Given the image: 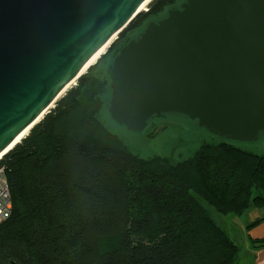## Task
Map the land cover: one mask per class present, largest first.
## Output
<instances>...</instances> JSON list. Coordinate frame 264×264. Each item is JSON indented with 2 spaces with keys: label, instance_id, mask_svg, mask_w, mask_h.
Returning <instances> with one entry per match:
<instances>
[{
  "label": "trees",
  "instance_id": "1",
  "mask_svg": "<svg viewBox=\"0 0 264 264\" xmlns=\"http://www.w3.org/2000/svg\"><path fill=\"white\" fill-rule=\"evenodd\" d=\"M175 3L157 0L119 38ZM94 82L82 75L0 160L13 204L0 264H238L212 211L264 209V155L223 139L179 162L139 157L96 116L105 90Z\"/></svg>",
  "mask_w": 264,
  "mask_h": 264
},
{
  "label": "water",
  "instance_id": "2",
  "mask_svg": "<svg viewBox=\"0 0 264 264\" xmlns=\"http://www.w3.org/2000/svg\"><path fill=\"white\" fill-rule=\"evenodd\" d=\"M145 1L0 0V154L50 112ZM110 79L108 111L129 131L179 114L214 135L257 140L264 132V0H185L119 50Z\"/></svg>",
  "mask_w": 264,
  "mask_h": 264
},
{
  "label": "rangeland",
  "instance_id": "3",
  "mask_svg": "<svg viewBox=\"0 0 264 264\" xmlns=\"http://www.w3.org/2000/svg\"><path fill=\"white\" fill-rule=\"evenodd\" d=\"M156 1L157 0H152L146 9L141 12L147 13ZM184 1L185 0H176L174 6L180 5ZM166 13L167 9L159 15L148 18L142 25L129 31L125 36L119 38L118 35L100 59L83 74L95 78L94 84L98 89H101L100 83H104L103 87L105 91L101 94L102 105L99 107L96 116L108 130L117 135L128 149L145 159L161 156L169 158L172 162H179L192 156L203 143L219 142L223 139L240 149L264 155V132L260 134L257 140L253 141L229 140L212 134L208 130L200 127L197 122L179 114H167L163 117L153 118L149 121L147 128L143 132H132L125 126L116 123L111 118L108 111L112 92L110 87V70L116 52L131 39L138 37L150 21H156L166 15ZM81 77L77 79L76 83L63 95V97L67 95L69 91L78 87ZM57 103L58 101L52 109L56 107ZM212 214L214 219L228 233L230 238L241 247L242 252L238 264H252L253 249L251 245L253 242L250 230L253 227L247 228V225L258 216L263 215L264 209H252L242 216L221 215L214 210Z\"/></svg>",
  "mask_w": 264,
  "mask_h": 264
},
{
  "label": "bare ground",
  "instance_id": "4",
  "mask_svg": "<svg viewBox=\"0 0 264 264\" xmlns=\"http://www.w3.org/2000/svg\"><path fill=\"white\" fill-rule=\"evenodd\" d=\"M152 0H146L141 7L139 8V12L143 11L144 9H146V7L149 5V3ZM118 34H115L109 41L108 43L102 47L89 61L88 63L84 66V68L81 70V72L76 75L74 77V79H72L68 85L65 86V88L61 91V93L58 95V97L56 98V100L51 104V106L49 107V109H52L54 107V105L56 104L57 101H59V99L61 97H63V95L76 83L77 79H79L84 73L87 72V70L93 66L98 59H100V57L106 52V50L110 47V45L114 42V40L117 38ZM48 111H45L44 113H42L28 128H26L16 139L15 141L10 145V147L5 150L2 154H0V160L3 158L4 154L7 153L8 151H10L11 149H13L18 143L21 142V140L29 133V131L38 123L40 122L44 116L47 114Z\"/></svg>",
  "mask_w": 264,
  "mask_h": 264
},
{
  "label": "built area",
  "instance_id": "5",
  "mask_svg": "<svg viewBox=\"0 0 264 264\" xmlns=\"http://www.w3.org/2000/svg\"><path fill=\"white\" fill-rule=\"evenodd\" d=\"M12 195L4 167L0 168V224L12 215Z\"/></svg>",
  "mask_w": 264,
  "mask_h": 264
},
{
  "label": "crops",
  "instance_id": "6",
  "mask_svg": "<svg viewBox=\"0 0 264 264\" xmlns=\"http://www.w3.org/2000/svg\"><path fill=\"white\" fill-rule=\"evenodd\" d=\"M252 239H263L264 238V221L256 225L250 230ZM251 248L253 249V263L252 264H264V246L256 248V245L252 243Z\"/></svg>",
  "mask_w": 264,
  "mask_h": 264
},
{
  "label": "flooded vegetation",
  "instance_id": "7",
  "mask_svg": "<svg viewBox=\"0 0 264 264\" xmlns=\"http://www.w3.org/2000/svg\"><path fill=\"white\" fill-rule=\"evenodd\" d=\"M182 4V3H181ZM181 4L180 5H178V6H176V7H174V8H179V6H181ZM167 15V14H166ZM166 15H164L163 17H161V18H159L158 20H156V21H159V20H161L162 18H164Z\"/></svg>",
  "mask_w": 264,
  "mask_h": 264
}]
</instances>
